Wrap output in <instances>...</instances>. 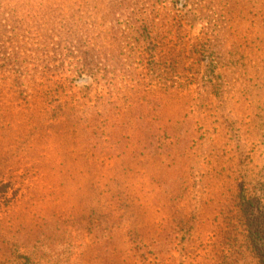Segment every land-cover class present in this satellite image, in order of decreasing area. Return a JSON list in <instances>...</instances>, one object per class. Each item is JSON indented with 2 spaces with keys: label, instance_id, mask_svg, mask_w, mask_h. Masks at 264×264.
I'll return each mask as SVG.
<instances>
[{
  "label": "rangeland",
  "instance_id": "374dc122",
  "mask_svg": "<svg viewBox=\"0 0 264 264\" xmlns=\"http://www.w3.org/2000/svg\"><path fill=\"white\" fill-rule=\"evenodd\" d=\"M93 4L0 0V176L12 177L17 190L4 216H11L24 231L50 223L48 235L55 240L45 244L44 259L36 264H264V91L249 98L236 89L218 111H172L179 133L174 154H146L139 160L140 173L128 184L144 192L141 216L152 229L145 239L151 250L129 258L125 238L116 243L117 249L96 250L91 232L82 231L94 206L89 203L100 181L97 169L102 164L113 169L119 159L107 161L81 149L78 133L74 137L57 119L60 95L48 100L38 92L69 74L59 73L61 65L73 61L75 46L63 39L68 30L51 24L53 42L31 45L28 38L43 33L27 30L26 24L31 7L46 15L51 10V15L63 13L64 7L76 15L81 50L95 53L93 59L98 60L102 44L93 43L95 27L84 17L85 8ZM19 22L27 23L22 27ZM120 53L129 63L151 56L143 44H129ZM261 61L257 67L264 77ZM38 66L46 75L38 72L37 86L33 74ZM91 85L86 76L74 83L79 92ZM242 187L249 197H262L260 206L251 207L253 215L241 210ZM168 189L175 194L166 196Z\"/></svg>",
  "mask_w": 264,
  "mask_h": 264
},
{
  "label": "trees",
  "instance_id": "16d2710c",
  "mask_svg": "<svg viewBox=\"0 0 264 264\" xmlns=\"http://www.w3.org/2000/svg\"><path fill=\"white\" fill-rule=\"evenodd\" d=\"M93 2V8H85L84 17L95 27L93 43L102 44L98 60L93 59L95 53L81 50L76 15L64 7L63 13L55 15H51L54 10L49 15L36 14L31 7L30 21L19 23L22 27L27 23L33 33H43L30 36L27 43L31 45L53 42L48 34L51 24L68 30L63 39L75 46L73 61L61 65L59 73L69 74L42 85L38 92L48 100L54 93L60 95L57 119L74 137L78 133L81 149L107 161L119 159L113 169L103 164L97 169L100 181L89 203L94 206L82 231L91 232L96 250L117 249L116 243L125 238L126 251L132 254L128 257L137 252L142 256L143 249L153 246L145 244L152 229L142 223L144 192L130 189L129 180L140 173L139 160L146 154H174L179 141L178 122L171 114L175 108L218 111L236 89L249 98L263 93L264 77L257 65L264 60V0ZM193 31L198 34L191 36ZM129 44L146 46L149 60L125 61L120 52ZM36 70L33 85L39 71L46 75L41 67ZM85 76L92 85L76 91V78ZM12 179L0 176V264H36L44 259L45 244L55 239L48 235L50 223L24 231L11 216H4L17 197ZM173 194L171 189L165 193ZM261 202L262 197H249L242 187L239 204L244 214L253 215L251 207Z\"/></svg>",
  "mask_w": 264,
  "mask_h": 264
}]
</instances>
